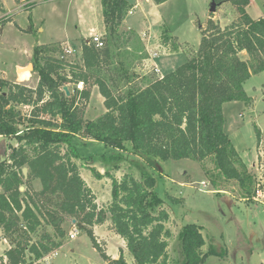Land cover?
<instances>
[{"label":"trees","instance_id":"1","mask_svg":"<svg viewBox=\"0 0 264 264\" xmlns=\"http://www.w3.org/2000/svg\"><path fill=\"white\" fill-rule=\"evenodd\" d=\"M213 1L218 6L230 3L237 17L221 26L210 13L204 26L199 24L195 54L161 77L143 69L149 52L141 36L131 28L120 30L132 5L127 0H101L103 46L83 38L81 65L47 54L62 52L59 46L38 44L31 55L38 74L34 88L0 78V136L17 141L0 158V229L10 245L4 252L6 264H32L60 248L68 217L109 264L128 263L121 252L117 258L109 257L96 241L93 227L107 220L135 264H169V214L154 190V177L142 175L138 180L126 173L117 179L109 171L89 167L94 178L111 179V200L99 206L80 176L77 160L83 157L70 143L76 135L113 149L129 148L158 170L160 161L201 163L211 157L219 177L236 181L245 197L253 194L252 175L224 132L221 107L231 100L250 103L243 84L264 71V17L255 19L247 13L249 0ZM10 20L0 17V31ZM26 31H32L31 25ZM160 35L162 47L178 50L166 26ZM78 82L83 83L81 90ZM69 84L73 88L66 95L62 88ZM93 86L105 111L86 119ZM18 105L29 106V113L23 114ZM255 132L259 141L258 129ZM35 180L40 184L35 195L49 196L53 202L38 203L28 194ZM201 229L193 223L181 227L179 264H202L206 259Z\"/></svg>","mask_w":264,"mask_h":264},{"label":"rangeland","instance_id":"2","mask_svg":"<svg viewBox=\"0 0 264 264\" xmlns=\"http://www.w3.org/2000/svg\"><path fill=\"white\" fill-rule=\"evenodd\" d=\"M1 1L4 11L0 15H8L11 20L3 25L0 32V78L10 82L32 88L37 85L38 74L31 61L36 45L59 46L62 52L47 54L67 64L81 65V40L89 36L90 29L102 36L105 32L101 0ZM129 1L132 5L138 2V5L124 18L121 31L130 27L139 36H144L141 38L145 47L152 49L153 43L160 44V34L166 26L178 45V50L173 52L168 48L152 49L149 60L143 64L145 71L157 75L152 69L156 66L155 62L163 75L195 54L201 36L199 24L204 26L210 17V0H167L161 3L157 10L163 22L159 26L142 23L147 12L154 11L152 0ZM21 3L33 6L24 9ZM246 11L252 18L264 17V0H249ZM237 15L235 7L225 2L217 7L213 18L223 26ZM29 25L32 31L27 32ZM67 48L73 52H65ZM241 56L246 57L244 53ZM28 64L32 66L27 67ZM17 65L22 67L16 69ZM66 86L69 90L73 88V84ZM243 88L250 103L225 101L221 110L224 132L253 178V194L248 197L236 181L219 177L211 157L201 163L191 159L160 161L161 168L158 170L130 152L129 148L123 151L113 149L81 135L71 139L70 143L83 157L77 160L80 176L87 180L84 179L87 185L91 183L96 203L102 202L100 206L111 200V179L94 178L89 167L101 173L109 171L117 179L126 173L138 180L142 179V175L154 177V190L163 200L161 207L169 214L166 222L171 232L168 240L169 264H179L183 259L179 232L183 225L189 223L202 228L205 242L202 249L208 252L202 264H264V71L251 75ZM102 100L96 86H93L89 102L85 105L86 119H95L105 111ZM17 109L23 114L30 111V107L25 105H18ZM255 129L259 131V141ZM12 145L17 146L15 138L0 136V158L5 155L4 149L9 152ZM126 145L129 147V144ZM114 163L118 164L117 169L112 168ZM39 189V181L35 180L27 192L38 203L53 202L49 196H36ZM72 220L68 217L63 225L67 234L60 248L32 264H109L92 246L86 233L79 230L75 238H69L68 233L74 226ZM108 224L105 222L93 228L98 244L109 257L117 258L121 252L128 264H135L125 241L110 230ZM47 230L50 231V228L47 227ZM7 247V242L0 238V256Z\"/></svg>","mask_w":264,"mask_h":264},{"label":"crops","instance_id":"3","mask_svg":"<svg viewBox=\"0 0 264 264\" xmlns=\"http://www.w3.org/2000/svg\"><path fill=\"white\" fill-rule=\"evenodd\" d=\"M131 5H132V2H130L129 0H127ZM2 2V1H1ZM138 5V2H135V4L134 5H132V8L130 9V13H132V11H133V9L136 7ZM161 4H155V5H153V7H154V11H150V12H147V14H146V16L143 18V20H142V23H146V24H149V25H156V26H159L163 21H162V17L160 16V14L158 13V10H157V8L160 6ZM153 9V8H152ZM151 9V10H152ZM102 21H103V19H102ZM130 28V27H129ZM94 33V30L93 29H90V34H89V36L88 37H86V38H90V36H91V34H93ZM146 33H148L149 34V30L147 29V31H146ZM143 34V33H142ZM141 37H143L144 38V36H142L141 35ZM64 42H66V41H64ZM158 42V41H157ZM152 45V44H151ZM149 47H151V46H149ZM156 47H161V48H164V47H162L161 46V44H159L158 43V45H157V43L155 44V43H153V47H152V49H155ZM146 49L148 50V52H150L152 49L151 48H148V46L146 47ZM157 49V48H156ZM165 49V48H164ZM158 57V56H157ZM156 58V57H155ZM153 64L154 65H156V67L158 68V65L155 63V62H153ZM19 67H22V65H17L16 66V69L17 68H19ZM158 70H159V68H158ZM170 72V71H169ZM158 74V76H163V75H161L160 74V70H159V72H157ZM168 73V72H167ZM102 102H103V100H102ZM84 169H82V171H83ZM84 172V171H83ZM85 173V172H84ZM85 179V178H84ZM86 180V179H85ZM86 182H87V180H86ZM88 185H89V187H91V189H93L92 188V185H91V183H88ZM102 202H99V201H97V204L100 206V204H101ZM107 204V203H106ZM105 204V205H106ZM109 220H107L106 221V223H109L108 222ZM104 224V223H103ZM109 225V224H108ZM94 229H95V226L93 227ZM110 229V228H109ZM111 230V229H110ZM94 232V231H93ZM0 238L3 240V241H5V242H7V244H8V247L6 248V249H4V251H3V254L0 256V263L1 264H6L5 263V259H4V252L10 247V245H9V243H8V241L3 237V233H2V230L0 229ZM125 247V246H124ZM122 248L121 247V249H122V251H125V248ZM124 253V252H123ZM112 258V257H111ZM126 260V259H125ZM134 262V261H133Z\"/></svg>","mask_w":264,"mask_h":264},{"label":"built area","instance_id":"4","mask_svg":"<svg viewBox=\"0 0 264 264\" xmlns=\"http://www.w3.org/2000/svg\"><path fill=\"white\" fill-rule=\"evenodd\" d=\"M20 5H21V8H24V9H25L27 6H29V5H27L26 3H21ZM2 16L7 17L8 15H2V14H1L0 17H2ZM0 25H1V24H0ZM0 32H1V31H0ZM89 39H91V41L94 42V43L96 44L97 47H102V46H103L102 35H99V34L93 33V34H91V36H90ZM65 52H67V53L70 54V53L73 52V50L70 49V48H67V49L65 50ZM153 70H154L156 73L159 72V70H158V68H157L156 66L153 68ZM76 86H77V88H78L79 90H81L82 87H83V83H82V82H78V83L76 84ZM204 185H205V184L203 183V186H204ZM78 234H79V229L74 225L73 228L69 231L68 236H69L70 239H73V238H75V236L78 235Z\"/></svg>","mask_w":264,"mask_h":264},{"label":"water","instance_id":"5","mask_svg":"<svg viewBox=\"0 0 264 264\" xmlns=\"http://www.w3.org/2000/svg\"><path fill=\"white\" fill-rule=\"evenodd\" d=\"M217 7H218V4L216 2H214L213 0H211L210 4H209V12L210 13H214L216 11ZM31 66H32V64H28L27 65V67H31ZM62 89L65 91L66 95L69 94V89H68V87L66 85ZM23 173H24V175H26V173H27V169L26 168H23ZM22 189H23V187H20V190H22ZM72 223L75 224V220L74 219L72 220ZM29 259L31 260L32 257H29Z\"/></svg>","mask_w":264,"mask_h":264}]
</instances>
